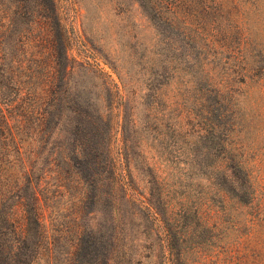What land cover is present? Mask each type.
I'll list each match as a JSON object with an SVG mask.
<instances>
[{"label": "rangeland", "instance_id": "rangeland-1", "mask_svg": "<svg viewBox=\"0 0 264 264\" xmlns=\"http://www.w3.org/2000/svg\"><path fill=\"white\" fill-rule=\"evenodd\" d=\"M53 3L73 68L54 85L64 107L40 149L67 151L91 121L101 130L91 170L70 163L59 180L58 155L36 163L51 170L39 191L53 237L43 264H264V0ZM47 23L45 37L23 22L24 48L58 46ZM75 179L97 193L79 202ZM0 224V263L23 264Z\"/></svg>", "mask_w": 264, "mask_h": 264}, {"label": "trees", "instance_id": "trees-1", "mask_svg": "<svg viewBox=\"0 0 264 264\" xmlns=\"http://www.w3.org/2000/svg\"><path fill=\"white\" fill-rule=\"evenodd\" d=\"M42 3L49 4L48 18L43 13H39L45 11L40 7ZM34 11L38 15L33 17ZM50 17L55 30L58 29L55 31L58 33V38L62 36V39L58 40V46L53 41L47 40L45 47L48 49V54L45 56L40 54L43 52L41 39H32L34 43L27 46L32 49L31 53H28L27 47H23V35L29 34L30 31L23 28V22L26 28H29L31 23L36 24L44 30L46 37L50 33L49 29L52 28L47 23ZM60 27L53 0H0V218L2 217L5 225L10 227L15 236L8 245L11 251L9 258L15 262L23 261V264L36 263L41 258L39 253L43 256L40 264H43L53 247L51 244L53 237L50 239L48 235L50 233L44 219L43 208L39 203L41 181L45 177V171L51 170L38 167L36 163L42 159L50 160L58 155L64 162V166L61 167L63 169H59L56 175V178L61 180L68 178L64 171H70V163H75L74 165L80 163L91 170V166H87L86 163L90 165L89 162L92 163L94 158L99 157L96 141L99 137L98 129L101 128L94 124V121H91L93 123L90 128L85 130L83 138H78L73 147L67 151L44 153L40 149L44 135L52 138L58 132L57 114L64 107L60 103L61 92L64 89L54 85L73 68L72 63L69 62L71 58L65 53L64 40L67 36ZM39 57L41 59L36 62ZM25 68L29 70L23 77ZM35 72L40 75L38 78L34 77ZM72 138L75 140L74 137ZM88 156L89 159L86 158ZM108 158L114 171V159L109 155ZM91 174L94 180H97L96 171L92 170ZM73 182L76 186L80 184L79 202L82 198L97 193V191L91 192L89 186L78 179ZM120 186L125 191L122 183ZM125 193L126 191L123 197ZM7 199H10V206L4 208L3 203ZM20 243H23V259L18 255ZM41 243L46 245V249L42 252L39 251ZM4 246L5 244L1 243L2 250ZM166 246L167 244L159 239L161 251Z\"/></svg>", "mask_w": 264, "mask_h": 264}]
</instances>
